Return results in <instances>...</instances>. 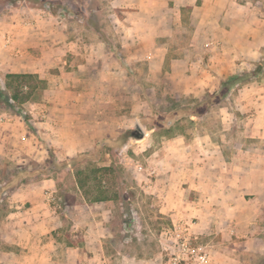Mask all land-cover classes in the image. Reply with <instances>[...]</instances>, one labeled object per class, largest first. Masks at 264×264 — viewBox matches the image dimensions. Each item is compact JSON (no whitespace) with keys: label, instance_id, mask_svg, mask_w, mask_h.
Masks as SVG:
<instances>
[{"label":"rangeland","instance_id":"1","mask_svg":"<svg viewBox=\"0 0 264 264\" xmlns=\"http://www.w3.org/2000/svg\"><path fill=\"white\" fill-rule=\"evenodd\" d=\"M15 1L17 2L13 6L8 4L7 0H0V25L4 18L15 10L33 9L34 14L38 15L51 31L50 40L47 42L59 43L61 40L64 43H76L77 46L54 52L48 51L47 47L50 54L45 56L48 63L43 64L45 75L37 74L45 81L46 88L37 102L15 106L7 95L0 96V124L10 123L17 132L10 138L6 136L7 140L0 150V188L5 181L12 179L16 172L23 169L39 170L40 173L30 182L52 180V183L49 182L52 186L47 191V203L58 213L61 220V227L57 231L61 237L66 236L67 243H84L82 229L73 228L71 221L72 218L81 219L85 216V213L71 211L75 201L83 197L75 185V170L67 167L49 175L43 170L53 159L59 162L67 161L91 151L102 141L115 140L126 131L135 130L139 126L143 132L142 139L125 136L124 145L114 154L120 177L112 181L111 191L118 192L120 199L104 202L105 205L97 203L93 208L95 213L109 218L106 224L109 236L104 239L105 264H134L135 259L143 260V264H173L172 258L181 253L178 243L170 235L178 226L181 227L183 235L190 238L191 247L200 248L207 253V260L203 264H210L208 249L212 244L206 240L208 236L192 232L191 226L197 225L198 219L196 215L188 217L189 210L184 205L197 200L198 195L188 189L186 183H182L181 174L171 178L172 187L167 196L164 197L163 193L161 197L159 192L153 191V188L160 184L159 178L163 177L162 174L156 175V168L166 153L163 151V155H157V151L162 149L168 140L175 139L171 148L173 153L169 156L172 162L168 164H172L180 172L181 166L189 163L190 159L177 148V139L181 144H188L205 135H210L218 141L226 138L223 145L228 149L231 146L230 136H235L237 131L233 123H247L245 113L234 110L237 90L249 83L256 84L264 80V48L260 61L250 70L244 66L243 69L232 73L253 71L260 66L261 71L250 82L233 89L226 99H221L218 105L199 119L192 117V123L181 116L179 123H168L173 104L185 107L191 99H202L207 93L215 92L220 81L229 73L216 75V88L200 97L176 90L180 87L178 81L170 80L167 75L172 65V52L169 51L175 49H167V46L163 45L170 40L181 43L188 38V31L159 30L163 27V20L155 12H165L167 5L164 0L152 4V7L147 0H122V8H118L114 0H44L45 6L42 9L30 8L22 0ZM172 6V3H168L169 8ZM262 8L264 11V5ZM178 18L175 20L177 24L184 23L183 16L181 21ZM54 28H58L56 32H53ZM3 36L2 40L8 41V37L5 34ZM87 54L92 55L93 60L98 58L99 63L105 59L104 56L108 57L105 66H97L98 70L102 67L104 69L102 77H99L97 72L95 77H91L89 70H85L88 77L79 78L78 75L84 71L79 67L90 66ZM116 54L120 55V59H117ZM50 58L52 59L49 60ZM113 60L122 71L124 82L121 90L116 88L117 78L107 74V70L112 71L115 68L111 62ZM92 63L96 66L97 61ZM76 76L78 80L75 79ZM3 84L4 77L0 78L2 87ZM62 89L86 95L98 91L100 98L95 102L96 96H87L89 100L85 103L88 105V112H80L75 110L78 108L70 107L56 112L52 109L53 101L56 97H61L58 92ZM83 97L85 96L82 95ZM97 110L102 111L99 113L102 116L101 123H109L101 140L96 141L92 149L65 159L57 158L50 142L40 135V126H34V123H56L58 115L61 117L59 123H100L97 118L96 122H92V115H95ZM78 114L86 117L82 119ZM78 143L80 145V142ZM57 149L60 150L59 146ZM109 159L105 154L103 161L95 162V165L108 166ZM25 180L29 179L26 176L17 177L6 190L0 189V222L8 210L11 195L26 184L23 182ZM167 202L169 208H166ZM1 252L3 247L0 244V255ZM189 262L200 264L198 261ZM259 263L257 260L256 264Z\"/></svg>","mask_w":264,"mask_h":264},{"label":"crops","instance_id":"2","mask_svg":"<svg viewBox=\"0 0 264 264\" xmlns=\"http://www.w3.org/2000/svg\"><path fill=\"white\" fill-rule=\"evenodd\" d=\"M147 1L152 7L159 0ZM164 1L165 12H155L163 20L159 30L188 31V38L181 43L170 40L163 45L175 49L169 51L172 52V65L167 75L170 80L178 81L180 87L176 90L203 96L216 88V75L222 76L224 72L231 75L244 66L250 70L260 61L264 48V0ZM114 2L118 8L123 7L122 0ZM168 3L173 6L169 8ZM182 16L184 23L177 24L175 20L179 17L181 21ZM4 34L8 37L6 42L2 40ZM50 34L33 9L9 13L0 25V78L8 73L43 76V64L48 63L45 56L50 54L47 47L48 51L54 52L77 46L61 40V44L47 42ZM167 54L168 51L165 56ZM104 57L99 63L98 58L93 60L92 55L87 54L90 66L79 67L84 70L79 78L88 77L85 70H89L91 77H95L96 72L102 77L104 69L98 70L97 66H105L108 57ZM94 61H97L96 66ZM111 62L115 68L107 70V74L117 78L116 88L121 90L122 71L116 61ZM68 91L58 92L61 97L54 99V111L62 112L70 107L88 112L87 96H96L95 102L100 98L98 91L87 95ZM237 93L234 110L245 113L247 123H233L237 131L235 136H230L228 149L223 145L226 138L218 141L205 135L188 144H181L177 139V148L190 159L181 166L180 172L168 164L172 162L169 156L173 153L171 148L175 139L168 140L157 151V155L166 153L156 168V175L163 177L159 178L160 184L153 191L159 192L161 197L163 193L167 196L172 187L171 178L181 174L182 183L198 195L197 200L184 205L189 210L187 216L196 215L198 219V224L191 226L192 232L208 236L206 240L212 244L208 249L210 264H256L257 260L264 259V80L249 83ZM101 112L97 110L92 115V122L97 118L100 123H59L61 117L57 114L56 123H34V126H40V135L50 142L57 158L65 159L92 149L95 142L101 140L103 131L109 126V123H101ZM15 132L12 124H0V150L4 141ZM49 182L52 180L28 182L11 195L8 210L0 222L3 247L0 264H105L104 239L109 236L106 225L109 218L94 212L97 203L89 204L83 197L77 199L71 211L85 213V216L71 221L73 228L82 229L84 243H67L66 236L61 237L57 231L61 227L58 213L47 203V191L52 186ZM166 208H169L168 202ZM134 264H143V260L135 259Z\"/></svg>","mask_w":264,"mask_h":264},{"label":"trees","instance_id":"3","mask_svg":"<svg viewBox=\"0 0 264 264\" xmlns=\"http://www.w3.org/2000/svg\"><path fill=\"white\" fill-rule=\"evenodd\" d=\"M25 5L30 8H44V0H22ZM82 2V0H78ZM8 4L15 5L17 1L7 0ZM106 42V39H104ZM120 59V55H115ZM261 71V67L257 66L253 71H244L237 74H231L220 81L218 90L213 93H207L202 99H191L187 103L189 105L181 107L178 104L171 106L172 111L169 113L168 123H179V117L186 118L187 122L192 123L191 118L199 119L204 114H207L214 106L218 105L222 100L229 96L230 92L250 82V80ZM46 88V83L37 74L32 73H8L4 76L3 87L0 85V96L7 95L11 103L15 106L25 103L37 102ZM130 136L134 139H142L143 132L141 127L137 126L135 130H129L123 133L115 140L102 141L94 146L89 152H84L76 157L70 158L67 161L59 162L55 159L52 163L43 170L49 175L64 168L75 170V185L81 191L85 201L90 203L118 201L120 196L118 192L111 191L112 181L120 177V170L117 165V160L114 154L124 145V137ZM116 151V152H115ZM109 156L110 164L108 166L95 165V162L103 161V155ZM105 161V159H104ZM40 173L35 169H23L16 172L12 179L5 181L1 189L6 190L17 177L26 176L29 180L23 182L28 183L33 181L34 176ZM22 183V182H21ZM259 264H264V259Z\"/></svg>","mask_w":264,"mask_h":264},{"label":"built area","instance_id":"4","mask_svg":"<svg viewBox=\"0 0 264 264\" xmlns=\"http://www.w3.org/2000/svg\"><path fill=\"white\" fill-rule=\"evenodd\" d=\"M2 38H4V36H2ZM4 40L6 41V39ZM170 236L174 239V241L178 243L181 253L175 254V256L172 258L173 264H178L180 262H184V264H189V261H198L200 264L206 262L207 253L200 248L191 247L190 238L188 237V235H183L181 227H176Z\"/></svg>","mask_w":264,"mask_h":264}]
</instances>
